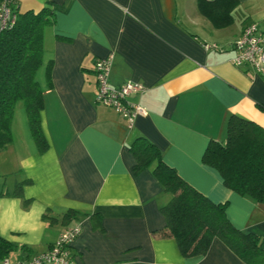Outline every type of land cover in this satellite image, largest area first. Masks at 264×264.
<instances>
[{"label": "crops", "instance_id": "0c3cea01", "mask_svg": "<svg viewBox=\"0 0 264 264\" xmlns=\"http://www.w3.org/2000/svg\"><path fill=\"white\" fill-rule=\"evenodd\" d=\"M237 1L231 25L215 29L197 0H18L21 14L45 8L54 14L43 31L40 80L48 147L40 153L15 137L13 117V141L0 151V196L22 198L29 187L51 207L42 217L47 227L38 246L3 238L14 246L6 257L11 264L47 251L75 224L81 232L70 247L71 264H243L218 239L205 255L184 257L173 238L154 234L165 226L160 207L169 195L154 177V165L133 171L130 150L136 138H145L185 182L225 203L235 228L264 239V201L226 188L202 163L211 140L224 143L229 116L264 128V75L230 62L245 25L264 30V0ZM108 56L110 87L132 82L143 88L127 98L146 111L131 129L96 102L94 62ZM50 60L47 87L44 65ZM28 157L37 164L30 171L21 167ZM69 210L74 215L64 222Z\"/></svg>", "mask_w": 264, "mask_h": 264}, {"label": "trees", "instance_id": "16d2710c", "mask_svg": "<svg viewBox=\"0 0 264 264\" xmlns=\"http://www.w3.org/2000/svg\"><path fill=\"white\" fill-rule=\"evenodd\" d=\"M237 0H197V8L215 29L231 25L232 9ZM13 25L0 29V151L13 141L12 122L15 107L22 102L30 134L37 150L43 153L48 144L43 135L40 114L44 107V90L37 80L43 67V31L53 25L54 14L49 8L38 13L18 12ZM52 60L44 65L45 81L51 87ZM95 73V69L93 66ZM135 157V173L154 165L153 175L169 195L160 207L165 226L155 231L160 237L177 242L184 257L203 256L213 240L222 241L243 264H264V239L235 228L226 214L225 203H214L185 182L161 158L158 149L145 138H136L130 146ZM202 163L215 169L223 185L256 203L264 201V128L242 118L229 116L225 141L211 140ZM21 189V183L16 191ZM18 194V193H17ZM74 215L69 210L66 222ZM14 249L13 244L0 237V259Z\"/></svg>", "mask_w": 264, "mask_h": 264}, {"label": "built area", "instance_id": "2783aa9c", "mask_svg": "<svg viewBox=\"0 0 264 264\" xmlns=\"http://www.w3.org/2000/svg\"><path fill=\"white\" fill-rule=\"evenodd\" d=\"M15 1L0 0V29L14 24L16 20ZM233 57L230 60L234 66H249L252 71L264 75V30L258 29L254 23L245 25L240 36L234 41ZM112 56L96 59L94 62L96 81V102L112 108L131 129L138 116L146 115V111L138 104H132L127 98L141 93V85L127 82L119 88L108 84ZM79 224L67 226L58 236L54 244L45 252L32 256L26 261L16 264H71V244L80 234ZM0 264H11L8 259H0Z\"/></svg>", "mask_w": 264, "mask_h": 264}, {"label": "clouds", "instance_id": "9594fccd", "mask_svg": "<svg viewBox=\"0 0 264 264\" xmlns=\"http://www.w3.org/2000/svg\"><path fill=\"white\" fill-rule=\"evenodd\" d=\"M21 167L30 171L35 169L37 164L34 158L28 157L21 161ZM28 188H25L22 198L0 196V237L21 245L38 246L47 227L42 217L51 205L46 206L40 201L37 193L29 191ZM32 198L35 199L25 207L24 201Z\"/></svg>", "mask_w": 264, "mask_h": 264}, {"label": "rangeland", "instance_id": "374dc122", "mask_svg": "<svg viewBox=\"0 0 264 264\" xmlns=\"http://www.w3.org/2000/svg\"><path fill=\"white\" fill-rule=\"evenodd\" d=\"M42 73H43V68L40 69L37 74V80L39 82L41 80ZM13 132L15 134L14 136L18 137L19 140L25 141L26 143L30 142L32 145L35 144L32 136H30L31 134L28 129L27 118L25 115V110L22 102H18L15 107Z\"/></svg>", "mask_w": 264, "mask_h": 264}]
</instances>
